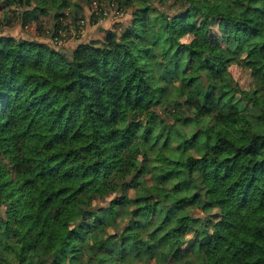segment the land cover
Segmentation results:
<instances>
[{"label": "trees", "instance_id": "16d2710c", "mask_svg": "<svg viewBox=\"0 0 264 264\" xmlns=\"http://www.w3.org/2000/svg\"><path fill=\"white\" fill-rule=\"evenodd\" d=\"M12 1L24 25L52 12L53 39L69 9L85 20L76 0ZM88 1L94 23L138 13L68 48L0 17V264H139L128 251L157 247L170 264L185 244L193 264H264V0ZM157 144L173 153L150 170Z\"/></svg>", "mask_w": 264, "mask_h": 264}, {"label": "rangeland", "instance_id": "374dc122", "mask_svg": "<svg viewBox=\"0 0 264 264\" xmlns=\"http://www.w3.org/2000/svg\"><path fill=\"white\" fill-rule=\"evenodd\" d=\"M37 0H34L32 3H35ZM74 1V0H72ZM80 2L79 10H80V16L84 17V22H80L77 30L73 28L74 23H71L70 18L73 15L74 8L69 9L68 13L69 15L63 18V23L64 29H63V35L58 38H52L50 36L51 34V29L54 28L55 24V19L54 15L52 12H49L48 14H42L39 15V18H34L31 19L30 22L27 24L22 23V17H21V11L25 8L24 6H20L18 2L12 1V0H0V17L5 16V21H7L6 24L3 25V32L10 35V36H28V37H34L38 39H44V40H49L53 42L55 45L58 47H72L74 46L77 42L82 41V40H89L92 38H98L102 37L104 35L103 29L106 27H110L115 23L116 21H123L125 20L126 23L130 22L131 17H134L135 15V6H130L128 8H125L122 12H115V9L109 8V10L103 11V14L106 16H103L100 18L98 22H92L91 20V15L93 11H101V7L98 6V4L92 2L90 3L88 0H76ZM143 2H146L147 0H141ZM161 2V1H160ZM158 2V0H154V4L157 5L160 9L165 10V11H173L175 10V1L173 0H164L162 3ZM168 2V3H165ZM179 4V3H176ZM170 8V6L172 7ZM33 4L27 6V8H33ZM104 6V5H103ZM140 6V5H139ZM138 6V7H139ZM105 7V6H104ZM115 7V6H113ZM67 8V7H65ZM63 8V9H65ZM106 8V7H105ZM61 9V10H63ZM77 9V8H75ZM108 13H107V12ZM101 12H98V14ZM107 13V14H106ZM138 13V12H137ZM59 19V18H58ZM57 20V19H56ZM140 19L137 18L136 22H139ZM214 34V37L217 38L220 36V31L218 27H215V29L212 31ZM191 34L183 36V40H190ZM221 39V36H220ZM221 41L225 44V42L221 39ZM160 55L157 56V58L153 59L152 64H154L153 69L156 72V76H158L159 72L161 71V62L158 63V60L160 59ZM230 71L232 72L233 76L238 79L243 85H248L250 82V77L248 74V69L242 64V63H233L230 66ZM169 91L167 92L166 96L168 94L174 93V87L175 84L179 82L176 77L171 79L169 81ZM167 96L165 98L164 103L167 104L165 107V112L171 111V106L168 103V98ZM185 131L189 132L190 131V126L186 125L184 126ZM151 166H149V169L151 170V167L159 163L156 159H158L159 156H163L168 153H173L171 149L169 148H163L160 144H157L154 146V149L151 150ZM149 173V179L150 176L152 175V172ZM150 181L149 183H151ZM171 185H167L165 188H162L164 192H166ZM110 197H108L109 199ZM100 203H104L101 201ZM114 216V214H112ZM129 216V211L128 212H123V214L118 216V222L121 221V224L125 222V218ZM94 219H92L93 221ZM106 225L109 229H113L116 226L112 223V219L109 218L106 220ZM160 245V244H158ZM182 250V253H181ZM180 250V255H178V261L174 262V260L171 261L170 264H193L196 263L197 260V255L198 253L196 250L193 248V246H190L189 244H185L182 246V249ZM161 248L157 247L154 252L150 251H140V255L128 253L125 255L127 260H131L136 258L139 261V264H158L161 259ZM169 264V263H167Z\"/></svg>", "mask_w": 264, "mask_h": 264}, {"label": "clouds", "instance_id": "9594fccd", "mask_svg": "<svg viewBox=\"0 0 264 264\" xmlns=\"http://www.w3.org/2000/svg\"><path fill=\"white\" fill-rule=\"evenodd\" d=\"M244 3L247 4V0H244ZM183 43H188V41L185 39V40H182Z\"/></svg>", "mask_w": 264, "mask_h": 264}]
</instances>
